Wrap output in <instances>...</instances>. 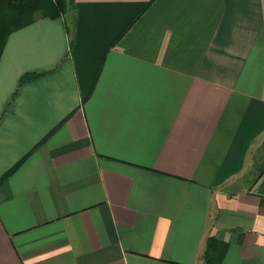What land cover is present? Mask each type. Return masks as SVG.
I'll return each mask as SVG.
<instances>
[{
	"label": "crops",
	"instance_id": "0c3cea01",
	"mask_svg": "<svg viewBox=\"0 0 264 264\" xmlns=\"http://www.w3.org/2000/svg\"><path fill=\"white\" fill-rule=\"evenodd\" d=\"M263 145L264 0H71L0 56V264H264Z\"/></svg>",
	"mask_w": 264,
	"mask_h": 264
},
{
	"label": "trees",
	"instance_id": "16d2710c",
	"mask_svg": "<svg viewBox=\"0 0 264 264\" xmlns=\"http://www.w3.org/2000/svg\"><path fill=\"white\" fill-rule=\"evenodd\" d=\"M70 2L71 0H0V56L8 36L12 32L34 22L35 20H26V18H23L24 16L32 13L35 9H40L43 18H61L66 14ZM44 74L45 73H28L20 79V84L28 82ZM48 135L43 140H41L40 143H42V141H44ZM35 148H33V150ZM29 154H27L12 168H10L0 180L6 178L9 174L15 171ZM226 250V243L213 237H208L206 239L204 251L202 253V260L204 264H220L226 253Z\"/></svg>",
	"mask_w": 264,
	"mask_h": 264
},
{
	"label": "rangeland",
	"instance_id": "374dc122",
	"mask_svg": "<svg viewBox=\"0 0 264 264\" xmlns=\"http://www.w3.org/2000/svg\"><path fill=\"white\" fill-rule=\"evenodd\" d=\"M40 17H42L41 10L40 9H38V10L35 9V10H33L32 13L27 14L23 18H26V20H30V19H35L36 20V19H38ZM258 155H259V156H257L258 157V161L261 163L259 165V167H258V169L260 170L263 167V165H264V145H263V148H261V150H260ZM258 169H257V171H259ZM256 172H252V173L248 174L247 177H253L256 174Z\"/></svg>",
	"mask_w": 264,
	"mask_h": 264
}]
</instances>
